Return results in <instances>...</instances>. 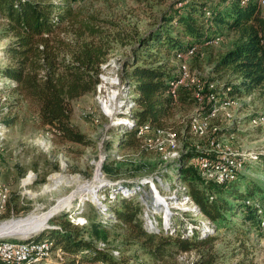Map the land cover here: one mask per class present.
Returning a JSON list of instances; mask_svg holds the SVG:
<instances>
[{"label":"trees","instance_id":"obj_1","mask_svg":"<svg viewBox=\"0 0 264 264\" xmlns=\"http://www.w3.org/2000/svg\"><path fill=\"white\" fill-rule=\"evenodd\" d=\"M79 1L0 0V20L4 22L0 35L9 38L4 48L9 63L0 66V76L13 82L0 90L15 92L27 101L45 130L60 141L87 146L92 141L70 122L72 101L97 89L111 44L94 23L99 19L85 16L73 6ZM178 2L181 6H177ZM161 18L155 29L136 41L119 69L121 80L131 89L133 106L128 116L134 124L120 127L123 133L118 138V148L139 146L137 134L141 127L175 129L171 122L177 111L197 104L193 87L180 89L173 97L170 83L177 80L176 66L170 67L169 61L171 56L185 54L192 47L206 46L217 36L211 31L213 26L235 32L238 40L210 61V70L202 77L203 100L195 113L197 117L209 116L217 104L216 98L210 100L211 83H220V92L231 98L255 91L264 95V15L256 0H178ZM198 54L197 51L191 62ZM218 96L221 98V94ZM223 130L226 129L220 128L219 132ZM186 147L176 162L174 175L185 187L187 197L213 225L214 234H202L191 225L193 229L187 236L186 232L174 230L172 224L164 228L160 220L156 229H149L146 205L139 195L118 194L111 199L108 210L112 217L108 222H93L88 230V222L77 225L68 215H61L52 219L57 223L51 228L27 238L28 242H49L50 253L60 247L66 255L63 261L48 262L43 258L24 264H125L130 260L125 255L130 246H137L146 255L144 264H218L215 232L220 226L228 224L236 232L263 228L264 189L247 179L242 183V173L223 184L204 180L190 164L200 153L194 146ZM258 159L264 165V153L258 154ZM9 202L0 220L11 214ZM181 213L183 219L190 218L191 224L199 223L190 210ZM238 214L241 223H230V216ZM109 225L123 229L121 244L99 248L93 237L104 238ZM111 249L118 250L119 256H113ZM191 251L196 254L192 260L177 261L181 253ZM251 259V264H258L254 257ZM0 264L9 263L0 260Z\"/></svg>","mask_w":264,"mask_h":264},{"label":"rangeland","instance_id":"obj_2","mask_svg":"<svg viewBox=\"0 0 264 264\" xmlns=\"http://www.w3.org/2000/svg\"><path fill=\"white\" fill-rule=\"evenodd\" d=\"M177 1L81 0L73 4L85 16L93 15L99 19L94 23L111 44L106 62L101 66L97 89L72 101L70 122L92 141L90 145L60 141L45 130L36 111L27 101L15 92L7 94L0 90V184L7 189L11 211L0 222L19 218L4 222L11 225L13 222L47 214L59 206L61 201L72 197L68 202L70 206L52 219L68 215L74 224L86 225L88 222L85 226L88 227L93 222H108L107 219L112 217L108 210L113 201L111 199L118 194L125 197L139 195L146 205V223L149 229H156L160 220L164 228H171L172 224L174 230L186 232L187 236L193 229L191 225L196 226L202 234H214L213 225L187 197L186 189L178 182L173 169L187 151L186 146H194L197 152H203L212 140L218 139L244 158L243 166L237 169L236 175L238 177L243 174L242 183L247 179L264 189V165L258 159V154L264 153V95L259 91L242 98L234 97L231 101V97L220 92V83H211L208 86L209 95L215 94L214 103H217L213 112L209 118L197 117L195 113L202 102L197 101L193 95L197 104L180 108L171 122L175 129L167 127L174 131L177 138L175 143L171 144L168 139L163 138L161 146H157L155 131L149 129L142 136H137L141 143L136 148L122 149L117 146L118 138L123 133L119 131L120 127L131 126L128 116L132 109L131 89L121 80L119 69L122 61L130 54L136 41L155 29L162 22L163 13ZM177 6H181V2ZM262 13L264 15V9ZM3 24L0 20V30ZM211 31L217 34L216 38L206 42V46L196 47L199 54L192 62L191 59L197 52L190 53L193 47L185 54L170 57V67L176 66L177 78L187 74L186 81L183 82L186 84L180 89L192 87L187 83L193 82V79L204 86L202 77L209 72L210 61L238 40L233 31L215 26ZM8 42L9 38L0 35V66L9 63L4 51ZM12 83L0 76V88ZM220 94L221 98L218 96ZM198 118L207 126L203 134L193 132V127L196 126L193 120ZM220 128L226 130L219 132ZM179 145L184 147L183 152ZM173 152H178L177 156L169 155ZM197 159L198 156L190 164L204 180L214 182L205 176L206 171L200 167ZM60 176L71 180L58 186ZM183 210H190L199 223L191 224L188 222L190 218L183 219ZM240 215L230 216V223H241ZM52 219L49 225L57 223ZM178 220L184 223L181 224ZM226 225L220 226L215 232L218 264H251L252 257L255 258V263L264 264V218L261 219L263 228L255 226L249 231L236 232L234 227ZM106 227L104 238L92 236L97 247L119 246L123 239V229L111 225ZM127 249L125 255L130 260L125 264L147 262L146 255L137 246ZM111 253L115 257L119 256L116 249H111ZM65 256L61 248H57L47 255V259L48 262L63 261ZM195 256L193 251L181 253L177 261L188 262Z\"/></svg>","mask_w":264,"mask_h":264},{"label":"bare ground","instance_id":"obj_3","mask_svg":"<svg viewBox=\"0 0 264 264\" xmlns=\"http://www.w3.org/2000/svg\"><path fill=\"white\" fill-rule=\"evenodd\" d=\"M243 3L249 2L250 0H242ZM259 9L263 10L264 9V0H256ZM197 51L196 47H193L190 50V53L193 54ZM101 78V77H100ZM187 74L184 73L182 79L177 78L174 82L170 83V91L173 95V97H176V93L184 86L186 83L183 84L184 81H186ZM193 82L187 83L188 86H192L195 89L194 92V97L197 101L202 102V90L203 85L200 82L195 81L194 79L191 80ZM210 100H215L216 96L215 94L211 93L210 94ZM231 101L234 98H230ZM130 102V101H129ZM232 103V102H231ZM230 104V103H229ZM131 108L133 106V103L130 102ZM224 106V105H223ZM127 113V112H126ZM201 119H194L193 123H196L193 127V132L197 134H203L204 131L206 130L207 126L200 121ZM256 123V122H255ZM134 124V123H133ZM132 121H131V125ZM193 126V125H192ZM149 129H151V126H144L139 128L138 130V136H142L145 132H147ZM155 131V137L158 139L157 141V146H161V139L166 138L171 142V144L175 143L177 141V138L174 134V132L171 129H165V130H157L153 129ZM182 151V150H181ZM183 152V151H182ZM231 155V158H229V153ZM178 152H173L170 153V156H177ZM200 154L198 155L197 163L200 164V167H202L206 171V177H209L210 179L214 180L215 183L218 184H223L225 182H229L234 180L237 176V169L241 168L243 166V162L245 161L244 158H241L238 156V154L232 149L231 146L226 144L225 142L221 140H212L209 143V146L205 148L203 152H199ZM211 155H216L217 157H212ZM210 156V157H209ZM200 157V159H199ZM208 159H211L208 165ZM221 166H226L225 168H221ZM218 175V176H217ZM68 178H64L60 176L58 178L57 185L59 186L62 182L69 183ZM77 180V179H75ZM56 184V183H55ZM55 187V186H54ZM88 187V186H87ZM2 195H7V189L0 184V217L3 216L5 212V207H6V202L7 201V196H5V204H2ZM72 198V197H71ZM66 199L63 202L61 201L59 203V206H56L53 208L49 213L44 214V215H39L36 217H30L25 220H21L20 222H13L11 225L3 223L2 226L10 227V228H26L29 230L31 234L37 233L44 229V227L49 223L45 222L47 217L50 214H57L61 210L68 208L70 204H68L69 201L72 199ZM9 200V199H8ZM54 214V215H55ZM5 241H11V240H3L0 241V247L2 246H10V247H17V248H26V249H33L36 248V246H41L43 247L42 249H39V256H28L27 259L25 260L24 263L27 262H32L37 259H43L47 258V255L50 253V244L49 243H39L33 241V242H28L27 241H15L17 243H12V242H5ZM22 242H27V243H22ZM0 260H3L4 262L9 263V260L5 256H0ZM24 263H16V264H24ZM13 264V263H9ZM99 264V263H97Z\"/></svg>","mask_w":264,"mask_h":264},{"label":"built area","instance_id":"obj_4","mask_svg":"<svg viewBox=\"0 0 264 264\" xmlns=\"http://www.w3.org/2000/svg\"><path fill=\"white\" fill-rule=\"evenodd\" d=\"M179 149L183 151L184 147H180L179 145ZM212 157H217V156L211 155V158ZM229 158H231L230 153H229ZM210 160L211 159H208V165H209ZM225 167L226 166H221V168H225ZM5 196L7 195H2V204H5ZM42 248L43 247L41 246H36V248H33V249L2 246L0 247V256H5L9 260V263H13V264L24 263L28 256H39V249H42ZM59 250H60V247H59Z\"/></svg>","mask_w":264,"mask_h":264},{"label":"water","instance_id":"obj_5","mask_svg":"<svg viewBox=\"0 0 264 264\" xmlns=\"http://www.w3.org/2000/svg\"><path fill=\"white\" fill-rule=\"evenodd\" d=\"M63 210H61V211H63ZM54 214H50L47 217L45 222L50 221L55 215H57V214H55V215ZM12 219H19V218H10V219H7V220L0 222V241L8 240L9 239L8 237H11L12 239H16V240H12V241H27V238H29L30 236L36 235V234L40 233L41 231H43L44 229L52 227V225L47 224L44 227V229H42L41 231L31 234V233H29L30 231L27 230L26 228H10V227H6V226H2V224L4 222L12 220Z\"/></svg>","mask_w":264,"mask_h":264}]
</instances>
